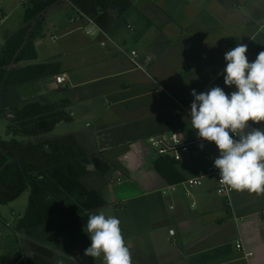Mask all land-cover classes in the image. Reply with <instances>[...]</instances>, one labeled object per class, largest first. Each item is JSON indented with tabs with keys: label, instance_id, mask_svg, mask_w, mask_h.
Returning a JSON list of instances; mask_svg holds the SVG:
<instances>
[{
	"label": "crops",
	"instance_id": "0c3cea01",
	"mask_svg": "<svg viewBox=\"0 0 264 264\" xmlns=\"http://www.w3.org/2000/svg\"><path fill=\"white\" fill-rule=\"evenodd\" d=\"M132 1L140 16L125 27L87 34L88 17L75 9L72 23L50 37L58 44L43 49L41 57L37 46L44 41L36 39L34 62H58L65 82L57 84L53 76L20 93L69 99L70 120L47 135L63 123L72 130L51 137L91 135L111 170L87 174L98 178L88 187L103 200L110 195L102 207L120 219L133 264H264V192L232 190L227 203L208 173L200 186L190 187L186 179L214 164L219 152L214 142L183 155L170 180L154 167L159 156L147 144V137L169 132L198 138L189 115L191 92L210 85L228 94L235 90L224 84V54L243 43L252 62L264 51V0ZM131 50L137 52L136 64ZM249 124L264 129V121ZM83 239L63 255L75 264H103V255H84L91 240Z\"/></svg>",
	"mask_w": 264,
	"mask_h": 264
},
{
	"label": "trees",
	"instance_id": "16d2710c",
	"mask_svg": "<svg viewBox=\"0 0 264 264\" xmlns=\"http://www.w3.org/2000/svg\"><path fill=\"white\" fill-rule=\"evenodd\" d=\"M57 1L31 0L25 8L24 25L8 33L0 45V119H7L9 134L27 137L10 142L0 138V206L24 192L29 194L26 210L14 228L20 236L18 252L0 254V264H14L23 249L32 252L31 256L26 252V264H75L62 250L66 245L75 250L80 238L89 240L84 231L88 213L104 205L97 191L83 182L90 172L111 170L90 134L37 138L70 120L69 99L51 100L48 94L24 98L19 90L59 74L58 62H34V44L43 34L42 14ZM65 1L105 32L127 26L133 15L134 21L140 16L132 0ZM175 166L174 160L164 156L154 163L168 180L175 175Z\"/></svg>",
	"mask_w": 264,
	"mask_h": 264
},
{
	"label": "clouds",
	"instance_id": "9594fccd",
	"mask_svg": "<svg viewBox=\"0 0 264 264\" xmlns=\"http://www.w3.org/2000/svg\"><path fill=\"white\" fill-rule=\"evenodd\" d=\"M247 51L248 46L239 43L224 54V84L234 85L235 90L228 94L215 86L198 94L193 89L189 115L198 138L214 142L219 150L214 160L219 183L260 193L264 192V129L252 128L249 121H264V51L252 62ZM84 231L91 240L85 256L103 255V264H133L118 217L106 216L102 210L89 212Z\"/></svg>",
	"mask_w": 264,
	"mask_h": 264
},
{
	"label": "rangeland",
	"instance_id": "374dc122",
	"mask_svg": "<svg viewBox=\"0 0 264 264\" xmlns=\"http://www.w3.org/2000/svg\"><path fill=\"white\" fill-rule=\"evenodd\" d=\"M31 0H0V9L6 16L0 22V45L5 41V37L8 33L18 31L24 25L25 19V8L30 5ZM76 15V10L68 2L59 0L55 3L48 5L42 14L41 21L43 26V34L40 37L44 41V46H37V54L39 57L44 55L43 49L53 48L54 45L58 44L57 40H52L50 37L52 34L60 35V28L62 24L72 23L73 16ZM84 31V30H83ZM42 48V49H41ZM30 87H19V90L24 92ZM7 119L5 117L0 119V138L10 142L12 140L26 141L27 137L13 136L6 131ZM71 124L63 123L59 126L54 133L46 134V137H51L59 134H63L67 131L72 130ZM39 139H42L39 137ZM154 151V150H153ZM156 154V152L154 151ZM89 177L88 175L84 178V184L86 186H95L98 178L95 175ZM105 189V188H104ZM165 192L169 190L165 189ZM103 196L104 200H109L110 195L105 193ZM220 197V196H219ZM28 192H24L17 199L3 204L0 206V254L17 253L18 252V240L20 236L14 231L16 224L20 217L24 214L27 207ZM103 200V201H104ZM103 206V205H102ZM100 206L95 211L102 210L105 215H111L110 209ZM71 247L68 246L67 250H62V254H72ZM25 249L22 250L23 254H26ZM32 254L31 251L27 252V255Z\"/></svg>",
	"mask_w": 264,
	"mask_h": 264
},
{
	"label": "built area",
	"instance_id": "2783aa9c",
	"mask_svg": "<svg viewBox=\"0 0 264 264\" xmlns=\"http://www.w3.org/2000/svg\"><path fill=\"white\" fill-rule=\"evenodd\" d=\"M6 16L3 14V11L0 9V22L5 18ZM89 24L86 29L87 34L93 35L95 32H103L104 30L97 25L94 21L88 18ZM131 61L136 64L135 57L137 56V52L135 50H131ZM55 82L57 84H63L65 82L64 75H56L55 76ZM212 87H215L213 85H210V87L206 90H210ZM205 91V92H206ZM231 134V133H230ZM238 139V137H234ZM205 140H201L199 138L196 139H186L183 135H181L178 132H169V133H161L160 135H154L147 137V144L150 145V147L156 152V154L159 157H168L175 162H178L181 160L183 155L189 152L194 153H200L205 146H206ZM203 145V147H201ZM219 156V152L217 157ZM216 157V158H217ZM211 174L215 178L216 182V193L222 197L227 203L229 202V196L233 189H229L226 185H221L219 183L220 178V170L214 166V164L210 165L207 168V171H199L197 175L193 178L186 179L185 182L189 184L190 187L194 186H200L201 185V179L204 177L205 174ZM172 190H175V186H171ZM169 233L171 235L174 234V230H169ZM236 249L240 250L242 248V243L238 242L236 243ZM249 253H245V255L248 256ZM27 255L21 254L19 259L14 264H26L27 262Z\"/></svg>",
	"mask_w": 264,
	"mask_h": 264
}]
</instances>
